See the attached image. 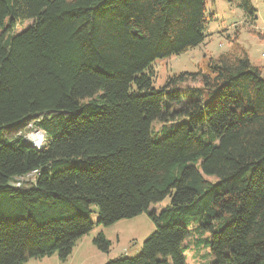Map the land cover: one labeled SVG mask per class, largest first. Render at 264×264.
I'll return each mask as SVG.
<instances>
[{
  "label": "trees",
  "instance_id": "trees-1",
  "mask_svg": "<svg viewBox=\"0 0 264 264\" xmlns=\"http://www.w3.org/2000/svg\"><path fill=\"white\" fill-rule=\"evenodd\" d=\"M208 1L0 0V264L65 262L95 226L143 213L157 230L140 255L106 264H186L192 222L213 264H264L261 68L234 42L153 87L156 61L205 42Z\"/></svg>",
  "mask_w": 264,
  "mask_h": 264
},
{
  "label": "rangeland",
  "instance_id": "rangeland-1",
  "mask_svg": "<svg viewBox=\"0 0 264 264\" xmlns=\"http://www.w3.org/2000/svg\"><path fill=\"white\" fill-rule=\"evenodd\" d=\"M255 9L254 19L245 12V8L236 0H209L206 5L205 42L198 48L185 54L165 60L156 61L153 65V87L160 89L166 86L175 75L182 72L196 73L210 58H218L232 48L236 42L244 48L254 66L260 67L264 77V0H251ZM31 22L19 23L15 32L20 33L28 28ZM205 60V61H204ZM204 61V62H203ZM193 81H187L183 87H193ZM31 135H38L43 139L42 147L47 142L44 132L29 125L24 132L25 141L34 146ZM37 148V147H36ZM26 179H20L24 182ZM171 199L167 197L160 203L153 204L149 213H159L169 207ZM91 221L96 224L97 208L92 207ZM199 224L188 227L189 236L182 245V252L186 264H213L210 248L206 244L209 234L199 228ZM157 230L149 214L143 213L133 219L121 220L110 227H98L82 239L73 249L71 256L63 262L57 255L43 259H31L25 264H106L119 257L134 258L140 255L144 242ZM103 233L111 242L107 253L99 251L94 245V239Z\"/></svg>",
  "mask_w": 264,
  "mask_h": 264
},
{
  "label": "bare ground",
  "instance_id": "bare-ground-1",
  "mask_svg": "<svg viewBox=\"0 0 264 264\" xmlns=\"http://www.w3.org/2000/svg\"><path fill=\"white\" fill-rule=\"evenodd\" d=\"M30 139L31 141L34 142V145L37 147V148H41L42 147V144H43V139H41L38 135H31L30 136Z\"/></svg>",
  "mask_w": 264,
  "mask_h": 264
},
{
  "label": "water",
  "instance_id": "water-1",
  "mask_svg": "<svg viewBox=\"0 0 264 264\" xmlns=\"http://www.w3.org/2000/svg\"><path fill=\"white\" fill-rule=\"evenodd\" d=\"M32 147H34V146H32ZM34 148H36V147H34ZM37 149H40V148H37Z\"/></svg>",
  "mask_w": 264,
  "mask_h": 264
}]
</instances>
